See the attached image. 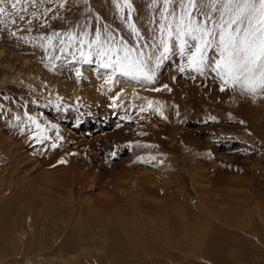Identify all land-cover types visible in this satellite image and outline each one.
I'll use <instances>...</instances> for the list:
<instances>
[{
  "label": "rangeland",
  "instance_id": "obj_1",
  "mask_svg": "<svg viewBox=\"0 0 264 264\" xmlns=\"http://www.w3.org/2000/svg\"><path fill=\"white\" fill-rule=\"evenodd\" d=\"M152 2L0 0V264H264V92L175 48L153 82L80 55L96 31L151 52Z\"/></svg>",
  "mask_w": 264,
  "mask_h": 264
},
{
  "label": "snow or ice",
  "instance_id": "obj_2",
  "mask_svg": "<svg viewBox=\"0 0 264 264\" xmlns=\"http://www.w3.org/2000/svg\"><path fill=\"white\" fill-rule=\"evenodd\" d=\"M124 4L132 10L130 0ZM158 5V35L153 36L151 52L141 50L149 45H130L122 37L117 41L111 33L102 39V32L96 31L92 40L87 32L81 34L80 55L89 60L95 55L113 73L153 82L156 70L175 48L187 57L186 67L202 75L206 70L214 73L222 82L221 91L230 86L252 94L264 92V0H153L152 7ZM129 28L137 40L142 39L134 23ZM52 39L48 37L49 46ZM76 40L69 33V44ZM36 127L40 129L39 124Z\"/></svg>",
  "mask_w": 264,
  "mask_h": 264
},
{
  "label": "bare ground",
  "instance_id": "obj_3",
  "mask_svg": "<svg viewBox=\"0 0 264 264\" xmlns=\"http://www.w3.org/2000/svg\"><path fill=\"white\" fill-rule=\"evenodd\" d=\"M126 87V86H125ZM129 88H133V86H128ZM43 151V150H42ZM42 151L40 150L39 151V160L37 161L39 164H42L43 166L45 165V164H48L50 167H53V166H56V165H58L59 164V159H56L57 157L56 156H54V154H52V152L50 153V154H48V155H46L44 152L42 153ZM46 166V165H45ZM44 166V167H45ZM96 219V218H95ZM180 223V222H179ZM103 224V223H102ZM200 225V224H199ZM198 225V226H199ZM204 225H207V227H208V229L209 228H211L210 227V224H208V223H204V224H202V226H204ZM197 226V225H196ZM201 226V225H200ZM105 227V226H104ZM96 228V227H95ZM180 227H179V225L177 224V223H174V225H173V228H172V230H173V232L174 231H178V229H179ZM184 228V227H183ZM205 228H206V226H205ZM180 231V230H179ZM192 232H194L193 230H192ZM196 233V232H195ZM175 234V233H174ZM120 237V236H119ZM177 237V236H176ZM104 238V237H103ZM82 249V248H81ZM85 249V248H84ZM84 249L82 250V251H84ZM135 249V248H134ZM71 251V250H70ZM151 251V250H150ZM42 252V251H41ZM141 252V251H140ZM145 252V251H144ZM149 252V251H148ZM83 253H85V252H83ZM82 253V254H83ZM92 253V252H91ZM154 253V252H153ZM104 255V254H103ZM151 255V254H150ZM135 255H133V257H134ZM125 257V256H124ZM105 258V257H104ZM29 259V258H28ZM102 259V258H101ZM125 260H124V262H127L128 260V257H126V258H124ZM214 259H216V258H214ZM67 260V259H66ZM121 260H123V259H121ZM39 261H40V259H39ZM68 261V260H67ZM135 261V260H134ZM27 262V261H26ZM31 262H32V259H31ZM42 262V261H41ZM77 262V261H76ZM80 262V261H79ZM82 262V261H81ZM118 262V261H117ZM38 263V262H37ZM66 263V262H65ZM132 263V262H131ZM137 263V262H136ZM29 264V263H28ZM39 264V263H38ZM43 264V263H42ZM124 264V263H123Z\"/></svg>",
  "mask_w": 264,
  "mask_h": 264
}]
</instances>
